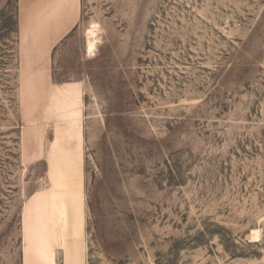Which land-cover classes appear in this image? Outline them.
Segmentation results:
<instances>
[{
    "label": "rangeland",
    "instance_id": "obj_1",
    "mask_svg": "<svg viewBox=\"0 0 264 264\" xmlns=\"http://www.w3.org/2000/svg\"><path fill=\"white\" fill-rule=\"evenodd\" d=\"M0 264H264V0H0Z\"/></svg>",
    "mask_w": 264,
    "mask_h": 264
},
{
    "label": "bare ground",
    "instance_id": "obj_2",
    "mask_svg": "<svg viewBox=\"0 0 264 264\" xmlns=\"http://www.w3.org/2000/svg\"><path fill=\"white\" fill-rule=\"evenodd\" d=\"M72 88H75V87H72ZM67 104H68V107L75 106V102L69 101ZM70 118L72 122L74 123V126H76L77 128V135H76L77 148L76 150L79 155L78 157L79 160L78 161L74 160V155L71 154V149L65 148L66 150H63L66 160L63 163L58 162L59 163L57 165L58 168L52 170L51 180L54 185V188H53L51 196H49V199H47L46 201H43L42 203L44 202L47 204L50 203V207L52 206V212L54 214V218L58 220L57 222L60 225H63L66 221V213L68 210L67 207L69 205V207H71V211L73 215L75 216L72 226H73L74 231L78 234L80 231L83 230V227H84L85 203H84V193H83V168H82L83 137H82L81 130H80V124H81L80 116L77 114L76 111H72L70 114ZM57 140L59 139H56V141L54 142L52 146L54 151L60 150L59 141ZM66 166H67V170H69V168L72 169L69 176H68V173L70 171L67 174H65L64 170H62V169H66L65 168ZM67 177L69 180L67 179ZM260 233H261L260 230H253L252 238L255 241H258L260 239ZM37 235H39V238H42L43 240H47V237H48L47 233L44 234L41 232H36V236Z\"/></svg>",
    "mask_w": 264,
    "mask_h": 264
}]
</instances>
